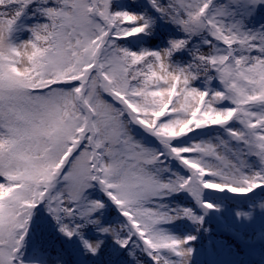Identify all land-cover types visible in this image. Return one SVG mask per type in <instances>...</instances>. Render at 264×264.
<instances>
[{
	"label": "snow or ice",
	"instance_id": "obj_1",
	"mask_svg": "<svg viewBox=\"0 0 264 264\" xmlns=\"http://www.w3.org/2000/svg\"><path fill=\"white\" fill-rule=\"evenodd\" d=\"M236 197L252 254L264 0H0V264H198Z\"/></svg>",
	"mask_w": 264,
	"mask_h": 264
},
{
	"label": "rangeland",
	"instance_id": "obj_2",
	"mask_svg": "<svg viewBox=\"0 0 264 264\" xmlns=\"http://www.w3.org/2000/svg\"><path fill=\"white\" fill-rule=\"evenodd\" d=\"M231 195V194H230ZM243 198L236 197L233 200H230L228 203L229 211L225 213L223 217L220 214H215V216L209 219L208 224L216 225L219 231H223L226 234H229L233 244L230 246L231 251L228 247L224 249L216 248L213 250L210 245V249L200 248L198 251L197 262L198 264H236L237 261L245 262V264H262V253H264V247H262L259 240L260 224L257 221L254 229L248 230L244 234V238L255 237V251L252 254H249V251L242 244H239L234 237V234L229 229L225 228V223L231 221V209L236 206ZM183 203L191 205V201L187 198L183 200ZM220 242H223L226 246H229L224 237ZM238 247L241 248L239 252ZM237 249V250H236Z\"/></svg>",
	"mask_w": 264,
	"mask_h": 264
},
{
	"label": "trees",
	"instance_id": "obj_3",
	"mask_svg": "<svg viewBox=\"0 0 264 264\" xmlns=\"http://www.w3.org/2000/svg\"><path fill=\"white\" fill-rule=\"evenodd\" d=\"M157 43H158V40H154V41L150 42L149 46L156 45ZM212 227H214V225H212ZM215 234H217V233H215V232L205 233L203 239L201 240L200 244L198 245V249H199V247H200L202 244H203L205 247H207V243H208L209 237H210V236H213V235H215ZM205 242H206V243H205Z\"/></svg>",
	"mask_w": 264,
	"mask_h": 264
}]
</instances>
